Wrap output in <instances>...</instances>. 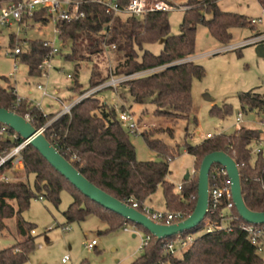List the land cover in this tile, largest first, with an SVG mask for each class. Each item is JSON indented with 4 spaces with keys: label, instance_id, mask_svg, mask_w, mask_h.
Segmentation results:
<instances>
[{
    "label": "trees",
    "instance_id": "trees-1",
    "mask_svg": "<svg viewBox=\"0 0 264 264\" xmlns=\"http://www.w3.org/2000/svg\"><path fill=\"white\" fill-rule=\"evenodd\" d=\"M7 1L0 0V8L2 3ZM257 1L264 9V0ZM126 3L127 0H121L123 6ZM185 6L180 33L172 34L169 12L154 11L141 16H113L106 14L97 0H88L81 6V10L86 12L85 18L58 21L61 30L59 38L64 46L71 49L65 57L75 64L74 74L71 75L73 84L70 88L73 93L83 95L107 82L112 75H130L164 67L156 72L124 81L117 88H102L74 105L70 113L60 115L50 123V118L55 114L45 116L38 106L30 105L27 100H23L16 109L19 114L26 111L37 128L45 127L48 139L90 181L121 201L135 199L140 209L161 186L166 210L193 211L198 199L199 175L185 179L182 189L175 192V186L167 176L170 172V162L180 151L181 145L175 148L159 138L158 134L164 132V128L144 130L142 136L146 144L158 153L161 160H138L136 148L130 138L132 133L120 121L119 113L131 110L135 114L134 104L145 106L146 111H149L146 106L153 105L151 114L156 118L169 119L174 123L190 120L194 106L193 80L202 79L206 75L202 65L185 60L196 52L199 25H204L214 39L223 45H228L233 40L234 28L254 29L256 25L253 18L223 10L219 6V0H187ZM32 19L43 25L50 21L46 11L37 12ZM105 30L107 32H104ZM162 38L165 43L160 54L156 55L145 48L146 44L156 43ZM15 42L16 36L13 35L11 45L14 46ZM105 44H116L114 50L121 61L114 69L107 64L101 66ZM50 50V47L44 46L43 40H30L26 50L21 48L19 56L21 61L27 64L30 76L42 74L40 65ZM85 61L94 62L87 87L80 82V69ZM105 89H112L122 104L117 106L99 98L97 94ZM17 98L14 86L0 85V108L13 110ZM239 100L242 111L258 110L264 113L262 94L254 90L240 92ZM232 112V104L226 102L221 106L213 105L210 110L212 115L220 118H226ZM139 121L141 123V119ZM15 135L12 129L7 135L0 134V155L7 154L24 142L20 136ZM262 135V130L240 126L232 134L213 135L197 145L191 144L186 136L184 146L186 151L196 157V169L200 168L206 155L215 151H226L235 158L241 167L243 193L248 206L254 211L263 212L264 151L254 153V144L263 141ZM22 154L27 179L15 182L0 181V230L5 228L7 218L17 215L23 239L0 250V264H25L29 261L36 249V238L32 234L35 227L25 221L22 214L30 207L31 200L39 196H44L59 206L61 193L65 188L72 192L73 197L72 203L64 212L68 223L84 221L90 215H96L108 226L101 233L109 234L123 228L127 222L123 216L85 196L32 144H27ZM8 170L14 174L17 172L8 163L0 168V174ZM31 174L35 176L34 188L28 180ZM210 178L211 186H215L217 181L213 179V171ZM227 178L228 175H222L218 184L222 185ZM234 213L239 219L234 222L233 231L202 234L188 249L181 252L169 251L168 244L175 236L157 239L153 235L142 254L131 264H264V254L258 251V246L252 243L246 231L242 229L248 222L241 218L237 208H234ZM201 226L199 224L184 235L196 232ZM138 227L145 233H150L144 227Z\"/></svg>",
    "mask_w": 264,
    "mask_h": 264
},
{
    "label": "rangeland",
    "instance_id": "rangeland-1",
    "mask_svg": "<svg viewBox=\"0 0 264 264\" xmlns=\"http://www.w3.org/2000/svg\"><path fill=\"white\" fill-rule=\"evenodd\" d=\"M166 1L177 7L168 13V18L171 24V33L179 34L187 0ZM5 3L3 2L2 5ZM219 6L225 11L243 14L249 18L262 19L254 29L250 27L234 28L232 30L233 40L228 45L240 44L264 31V10L257 0H219ZM55 30L56 24L53 21H49L45 25L34 21H30L29 25L12 23L11 26L0 28V85L14 86L17 95L23 100H27L30 105H40L47 115L55 114L50 118L49 123L57 118L60 111L55 113L47 111L61 110L63 108L61 101L69 104L81 96L70 90L73 84L71 75L74 74L75 64L66 59L65 56L71 52V49L62 44L59 34ZM11 33L16 35L14 46L10 42ZM30 40H47L61 50L51 59L52 67L46 70V75L42 71L40 76H30L27 64L21 61L19 55L13 54L17 47L26 50ZM164 43L165 39L162 38L156 43L146 44L145 48L158 55L161 53ZM225 46L227 45L215 40L204 25H199L196 52L192 61L202 65L206 75L202 79L195 78L193 80L194 106L190 120H180L174 123L169 119L154 117L151 114L154 109L153 105L146 106L150 114L144 109L145 106L137 104L133 106L136 117L141 119V129L164 128L165 131L159 133L158 137L175 148L181 145L180 151L170 162V172L167 176V179L174 184L175 192H178V186L184 183L188 173L190 176L199 175L200 168L196 169V157L185 149L186 136L191 144L197 145L207 138L208 133L213 135L232 134L238 127L246 126L263 131V141L255 143L254 147H261L264 150V125L260 122V120H264V113L258 112V110L242 111L239 100L240 92L250 90L264 96V49L261 50V47H264V40L235 50L222 51ZM120 61L121 59L114 49L105 48V54L100 63L101 66L107 64L111 69H114ZM93 67L94 62L89 61H85L81 66L80 82L85 87L90 82ZM39 84L46 87L47 91L57 96L59 100L44 97L42 90L38 87ZM72 96L73 99H71ZM97 96L109 103L117 104V106L122 104L121 99L112 89L102 90ZM225 102L233 106L231 115L220 118L210 113L213 105L221 106ZM240 112L243 114V122L239 126L237 119ZM130 138L136 148L138 160H161L158 153L148 147L142 134H131ZM14 170L17 171L16 174L9 173L11 182L27 179L24 167L20 166ZM34 179L33 174L28 179L33 188ZM44 198V200H40L39 197L33 198L30 207L22 214L23 219L33 224L36 231L33 234L36 238V249L25 264H62L61 260L66 255L71 256V260L67 264H82L84 262L86 264H131L142 254L139 246L140 237L145 235L143 229L138 227L140 234L134 237L133 232L125 230V223L122 229L104 234L101 232L108 226L96 215H90L84 221L68 223L64 212L73 201L72 192L67 188L62 191L59 206L46 197ZM145 204L155 210H166L163 188L160 186ZM90 207L95 208L92 205ZM185 212L190 215L193 211ZM18 220L17 215L5 220L6 226L0 230V250L13 246L23 239L19 231ZM134 225L129 221L130 227ZM201 225L199 230L188 234H193L196 237L204 234V223ZM184 233L182 234L184 235ZM93 240L96 241L95 246L89 248L88 244Z\"/></svg>",
    "mask_w": 264,
    "mask_h": 264
},
{
    "label": "built area",
    "instance_id": "built-area-1",
    "mask_svg": "<svg viewBox=\"0 0 264 264\" xmlns=\"http://www.w3.org/2000/svg\"><path fill=\"white\" fill-rule=\"evenodd\" d=\"M98 3L104 8L105 13L113 16H119V15H136L141 16L147 12H154V11H161V12H170L177 7L166 0H127V3L125 6L121 4V0H97ZM88 2V0H10L8 3L3 5L0 8V28L9 26L12 23L15 22H22L25 18L32 19L34 15L37 12L46 11L48 13V16L50 17V21H53L56 24V33L60 34L61 30L58 27V21L60 20H78L81 18L86 17V12L81 10V6ZM29 18H28V17ZM259 20L253 19V23H257ZM112 22L110 23V25ZM104 32H107L105 30ZM264 40V33H260L258 35H255L253 38H249L248 40H245L241 42L240 44L235 45H227L223 47L222 51H229V50H235L239 47L258 43ZM44 46L50 47L51 50L48 54H46L41 62L40 68L43 70L44 74L46 75V70L52 67L51 59L53 56L58 53L60 50L57 46H54L49 41H44ZM106 49H115L116 44H105ZM21 53V47H17L14 49V55L18 56ZM186 60V59H185ZM183 60V61H185ZM188 61V60H186ZM17 68V65H15ZM164 67V66H163ZM163 67L158 68H152L146 71L137 72L130 75H123V76H114L112 75L111 78L105 82L104 84H101L83 95H81L76 100H73L69 104H65L63 101L61 103L63 104V108L58 113L57 117L66 113H70L71 109L74 105L79 103L84 98L92 95L96 91L105 88V87H113L117 88L122 82L149 74L152 72H156ZM39 89L42 90L44 97H51L53 99L59 100L57 96L50 94L46 87H44L42 84L38 85ZM23 99L18 96L16 103L13 106V110L16 111V109L20 106ZM38 106L42 111L40 105ZM44 112V111H43ZM22 115H24L27 119L30 120V116L26 111L22 112ZM44 115L47 114L44 112ZM119 119L123 123V125L130 131L132 134H142L143 129H141V123L139 119L136 117V115L131 110H125L121 111L119 113ZM243 122V114L240 112L238 115L237 123L239 126ZM261 124L264 125V120H260ZM11 128L8 125L0 124V134L1 135H7L9 130ZM41 129L45 130V127H42ZM19 135H15V137H18ZM213 134L208 133L207 138L212 137ZM28 144L27 141L24 140L21 144L15 146L10 152L7 154L0 156V168L4 165H7L8 163L11 164L12 168H18V167H24V157L22 154L23 148ZM264 151L261 147L254 148V153H260ZM213 171V179L217 181V184L215 186H211L210 188V198H209V209L208 214L205 217V219L202 221L204 223V229L206 233H213L216 231H233L234 228V222L238 220L239 218L234 213V208H236V204L233 199L232 189H231V182L228 178L222 183V185L218 184L219 178H221L222 175H228L227 169L220 164H215L211 170ZM11 171L8 170L5 173L0 174V181L10 182L11 176L9 175ZM196 173V170L194 171V174ZM211 175V173H210ZM178 189H182V184L178 186ZM40 200H44V196H39ZM127 204L131 205L134 208H137L147 214L150 218L155 220L159 223H166V224H172L177 223L180 221H183L186 217L189 216V213L185 211H176L171 212L168 210H155L146 204L143 206L142 209L139 208V203L133 199L130 198L127 201H125ZM242 229L246 231L248 234V237L252 241L253 244L258 246V251L260 253H264V224L262 225H255V224H244L242 226ZM126 231L133 232L134 234L138 235L140 234V231L138 229V226L135 224L134 226L130 227L129 222H126ZM35 229L32 230V234H35ZM153 234L151 233H145L144 236H141V242L139 246V250L143 251L144 247L149 244V242L152 239ZM197 237L193 234H186L183 235L178 234L175 235V237L169 242L168 247L169 251L172 253L181 252L183 250L188 249L192 243L195 241ZM96 241L93 240L88 244L89 248H93L95 246ZM71 260V256L66 255L62 260V264H67Z\"/></svg>",
    "mask_w": 264,
    "mask_h": 264
},
{
    "label": "water",
    "instance_id": "water-1",
    "mask_svg": "<svg viewBox=\"0 0 264 264\" xmlns=\"http://www.w3.org/2000/svg\"><path fill=\"white\" fill-rule=\"evenodd\" d=\"M0 124L8 125L28 144H32L56 170L85 196L106 209L123 216L127 221L144 227L157 239H165L190 231L202 223L208 214L211 188L210 173L215 164L223 165L227 169L233 199L241 218L250 224H264V211H254L245 200L241 167L238 161L226 151H215L204 157L199 169L198 199L193 212L183 221L166 224L156 222L141 210L119 200L90 181L48 139L45 130L37 128L24 115L11 109L0 108ZM189 178L190 173L186 175L185 179Z\"/></svg>",
    "mask_w": 264,
    "mask_h": 264
},
{
    "label": "crops",
    "instance_id": "crops-1",
    "mask_svg": "<svg viewBox=\"0 0 264 264\" xmlns=\"http://www.w3.org/2000/svg\"><path fill=\"white\" fill-rule=\"evenodd\" d=\"M8 1H10V0H8ZM6 3H8V2H6ZM5 3V4H6ZM262 7V6H261ZM263 9V8H262ZM264 10V9H263ZM253 19H255V20H259V22H261L262 21V19L261 18H259V19H256V18H253ZM30 21H34L33 19H27V18H25L22 22H15V23H17V24H19V25H23V24H28L29 25V23H30ZM258 23V22H257ZM256 23V24H257ZM12 25V24H11ZM11 25H9V26H11ZM30 26H33V25H30ZM264 31H262L261 33H263ZM13 33H11L10 34V42H11V39H12V37H13ZM14 36H16V35H14ZM43 41H47V40H43ZM264 49V47H261V50H263ZM194 59V55H192V56H190V57H188L187 58V60L188 61H192ZM57 111H60V110H53V111H47L48 113H55V112H57ZM165 200V199H164ZM138 235H136V234H134V237H137Z\"/></svg>",
    "mask_w": 264,
    "mask_h": 264
}]
</instances>
